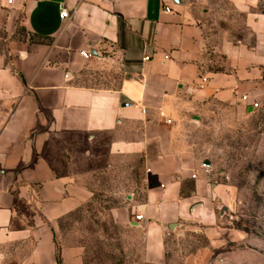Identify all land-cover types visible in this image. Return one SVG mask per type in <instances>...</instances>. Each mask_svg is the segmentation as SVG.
I'll use <instances>...</instances> for the list:
<instances>
[{"label": "crops", "instance_id": "crops-1", "mask_svg": "<svg viewBox=\"0 0 264 264\" xmlns=\"http://www.w3.org/2000/svg\"><path fill=\"white\" fill-rule=\"evenodd\" d=\"M183 1L0 0V264H84L59 226L100 195L126 199L110 219L148 264L212 219L197 135L264 113V0Z\"/></svg>", "mask_w": 264, "mask_h": 264}, {"label": "rangeland", "instance_id": "rangeland-1", "mask_svg": "<svg viewBox=\"0 0 264 264\" xmlns=\"http://www.w3.org/2000/svg\"><path fill=\"white\" fill-rule=\"evenodd\" d=\"M202 122L197 141L211 165L208 182L218 187L203 203L212 219L186 222L179 230L184 239L175 248L178 256L164 264H183L200 250L211 251L204 264H264V113L222 107ZM125 202L94 197L60 223L61 242L80 248L84 264H148L133 231L110 219L109 209Z\"/></svg>", "mask_w": 264, "mask_h": 264}, {"label": "built area", "instance_id": "built-area-1", "mask_svg": "<svg viewBox=\"0 0 264 264\" xmlns=\"http://www.w3.org/2000/svg\"><path fill=\"white\" fill-rule=\"evenodd\" d=\"M165 12H166V13H170L171 11H170V9L165 8ZM68 18H69V13H68L67 9H64L63 7H60V11H59V19H60L61 21H65V20H67ZM80 54H81V56H82L85 60H87V59H89V58L91 57L90 54H87V53H85V52H81ZM148 60H149L148 58H145V59H144V61H148ZM199 81H200L199 86L202 87L203 85L206 84L207 79H206V78H200ZM242 101H243L245 104H246V103L248 104V98H247V97H242ZM248 105L251 107L252 110H257V109L259 108V105H258L257 103H252V104H248ZM136 221H137V222H140V221H141V217H140V216L136 217Z\"/></svg>", "mask_w": 264, "mask_h": 264}, {"label": "water", "instance_id": "water-1", "mask_svg": "<svg viewBox=\"0 0 264 264\" xmlns=\"http://www.w3.org/2000/svg\"><path fill=\"white\" fill-rule=\"evenodd\" d=\"M173 1L177 5H183L184 4V1L183 0H173ZM203 167L206 168V169H210V163L208 161H205L203 163Z\"/></svg>", "mask_w": 264, "mask_h": 264}, {"label": "trees", "instance_id": "trees-1", "mask_svg": "<svg viewBox=\"0 0 264 264\" xmlns=\"http://www.w3.org/2000/svg\"><path fill=\"white\" fill-rule=\"evenodd\" d=\"M58 264H60L59 261H58Z\"/></svg>", "mask_w": 264, "mask_h": 264}]
</instances>
